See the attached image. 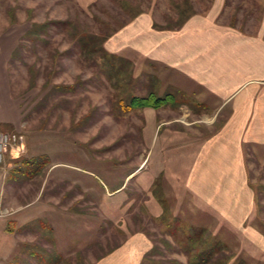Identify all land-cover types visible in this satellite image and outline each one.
<instances>
[{"label":"rangeland","instance_id":"rangeland-1","mask_svg":"<svg viewBox=\"0 0 264 264\" xmlns=\"http://www.w3.org/2000/svg\"><path fill=\"white\" fill-rule=\"evenodd\" d=\"M211 3L0 0V34L8 35L10 51L14 38L19 41L34 23L51 20H72L101 35L142 14L151 15L160 27H174ZM227 4L221 21L254 30L264 0ZM30 49L9 60L8 71L1 64L5 53L0 54V102L7 97L9 74L10 94L21 104L17 128L0 122V133H17L23 142V153H8L0 164V191L11 213L8 232L17 240L9 259L0 255V264H42L37 254L47 262L59 255L62 264H108V258L123 248L131 251L132 259L140 258V264H192L198 231L206 240L198 248L225 245L228 264H264V251L248 234L253 228L264 235V161L248 155L255 212L245 230H238L197 197L194 201L184 184L189 171L186 155L194 148L183 144L188 135L182 125L162 123L168 115L192 123L196 109L206 106L212 113L215 102L201 106L184 78L131 49L119 53L128 62L118 61L115 71L121 67L123 78L113 80L83 62L66 34L53 32L47 44ZM31 84L35 88L30 89ZM56 85H75L76 90L52 89ZM150 92L171 94L175 100L158 111L122 109L132 95ZM186 110L192 115L184 116ZM222 121L220 116L214 128ZM42 155L50 164L41 173L30 179L15 174L24 160ZM148 239L153 247L145 255Z\"/></svg>","mask_w":264,"mask_h":264},{"label":"crops","instance_id":"crops-1","mask_svg":"<svg viewBox=\"0 0 264 264\" xmlns=\"http://www.w3.org/2000/svg\"><path fill=\"white\" fill-rule=\"evenodd\" d=\"M227 3L228 0H212L206 11L190 16L177 31L155 29L151 15H139L115 33L106 48L116 54L131 49L168 67L195 90L197 103H216L212 113L206 106L196 109L192 123L174 115H168L162 123L182 125L188 135L183 144L194 148L193 153L186 155L189 171L184 177L194 201L197 197L230 225L244 231L254 215L256 202L249 183L248 155H257L264 161V7L254 30L246 31L221 21L229 7ZM17 44L14 38L9 51L8 35L0 34V54L5 53L1 64L7 71ZM6 84L7 97L0 102V122L17 128L21 104L10 94L9 74ZM183 114L192 115L189 110ZM220 116L223 121L214 128ZM3 195L0 191V255L1 259H9L17 240L8 232L11 213ZM251 229L250 238L264 251V235ZM147 241L145 255L153 247L152 240ZM117 253L108 258V264H140V258H131L129 249Z\"/></svg>","mask_w":264,"mask_h":264},{"label":"trees","instance_id":"trees-1","mask_svg":"<svg viewBox=\"0 0 264 264\" xmlns=\"http://www.w3.org/2000/svg\"><path fill=\"white\" fill-rule=\"evenodd\" d=\"M135 18L136 16L133 19ZM188 19L189 17L178 22L174 27H160L154 23V28L158 30L177 31L184 26ZM11 22L16 23V20L14 19ZM128 23L106 35H101L100 33L86 30L82 28L79 23L72 20H51L43 24L34 23L29 31L19 39L17 47L14 50L10 60L13 61V59L19 57L22 52H29L33 45L37 46L39 44H47L52 37V33L58 32L66 34L70 42L77 48L79 56L83 62L86 60V62L93 68L96 67L101 72H106L107 75H110L108 77L109 80H113L114 78L122 79L123 74L120 70L121 67L117 71L115 70L117 68L118 61H122L124 63H127L128 61H124V59L118 56L119 54L108 51L106 48V42ZM48 84L46 87H48ZM33 88H35V85L31 84L30 89ZM52 89L58 91L74 92L76 90V86L56 85ZM171 100H175V97L171 94L160 97L156 96L154 92H150L147 96L132 95L128 104H122L121 107H123L122 109L126 111L146 108L160 109L168 104ZM122 101L123 100L121 99L119 102L121 103ZM49 164V157L47 155H42L24 160L23 168H16L14 172L20 177H26L30 179L41 173V171ZM203 233V231L196 232V239L194 241L195 245L193 246L196 250V256H194V261L192 264H228L230 258L224 254L226 249L225 245L217 242L213 246H208L207 248H198L200 244L204 245L206 243V240L203 238ZM36 256L40 258L42 264H62L63 262V258L59 255L55 256L51 262H47L44 256L40 257L38 254ZM233 264L246 263L244 261H238Z\"/></svg>","mask_w":264,"mask_h":264},{"label":"built area","instance_id":"built-area-1","mask_svg":"<svg viewBox=\"0 0 264 264\" xmlns=\"http://www.w3.org/2000/svg\"><path fill=\"white\" fill-rule=\"evenodd\" d=\"M22 143V137L17 133H0V164L6 161L8 153H23Z\"/></svg>","mask_w":264,"mask_h":264}]
</instances>
